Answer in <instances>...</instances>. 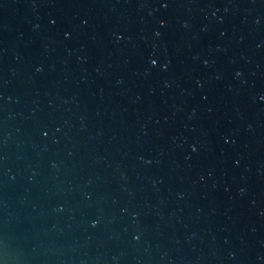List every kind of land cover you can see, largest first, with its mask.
Masks as SVG:
<instances>
[{
	"label": "water",
	"instance_id": "obj_1",
	"mask_svg": "<svg viewBox=\"0 0 264 264\" xmlns=\"http://www.w3.org/2000/svg\"><path fill=\"white\" fill-rule=\"evenodd\" d=\"M0 264H264V0H0Z\"/></svg>",
	"mask_w": 264,
	"mask_h": 264
}]
</instances>
